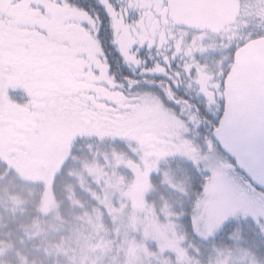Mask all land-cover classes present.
<instances>
[{"label": "snow or ice", "instance_id": "6c2138e0", "mask_svg": "<svg viewBox=\"0 0 264 264\" xmlns=\"http://www.w3.org/2000/svg\"><path fill=\"white\" fill-rule=\"evenodd\" d=\"M169 8L170 0H0V141L41 145L85 121L115 126L158 108L173 125L144 131L164 150L160 160L179 156L189 166L182 171L196 197L179 217L189 238L207 245L196 228L208 213L244 204L252 227L238 243L264 257V65L233 81L238 45L204 47L206 29L174 22ZM111 140L137 158L135 141ZM208 156L219 165L204 167ZM231 222L209 239H227Z\"/></svg>", "mask_w": 264, "mask_h": 264}, {"label": "rangeland", "instance_id": "374dc122", "mask_svg": "<svg viewBox=\"0 0 264 264\" xmlns=\"http://www.w3.org/2000/svg\"><path fill=\"white\" fill-rule=\"evenodd\" d=\"M232 30L218 36L207 35L208 43L212 44L209 47H217V40L224 42ZM198 43L196 40L195 49L201 46ZM201 79L206 81L207 75L202 74ZM151 109L156 116H162L167 126L173 125L171 118L158 108ZM135 125L133 122L128 127ZM92 127L95 130L87 135L89 127L86 125L72 126L41 145L21 139L28 143L27 150L18 146L17 140H8L5 144L0 141V162L5 164L6 170L10 169L18 181L26 180L40 189L38 194L36 188L33 192L27 191L26 199L20 193L13 195L11 192H16L15 189L0 188V221L6 217L12 222L15 218L20 224L25 212L30 214L25 206L37 199V216L20 227V238L28 243L35 242L30 250L45 255L47 258H43V262L264 264L238 243L241 240L239 231L230 236L233 243L226 247L209 243L212 240L209 237L226 220H251V207L235 204L221 211H210L204 223L196 228L198 235L208 243L196 241L194 244L179 219L183 209L192 203L191 187L181 170L172 169L177 163H184L183 158L170 156L160 160L155 153L157 149L164 152L162 148L139 139L137 131L131 132L125 126L120 128L95 121ZM86 135L89 139L96 138V144L78 146L75 137ZM113 136L135 141L132 151L137 153V158L133 159L119 144H113ZM119 148L121 153L118 154ZM26 152L28 159L24 156ZM219 162V157L208 156L203 166L214 167ZM153 171H158L159 175L150 176ZM6 176L4 171L0 180ZM185 191L187 197L183 195ZM195 202L198 207L199 202ZM8 225L6 223L2 229ZM13 235L8 232L4 236L8 237V242L0 239V264H40L31 262L24 254L21 241L9 242ZM197 245L204 249L199 255Z\"/></svg>", "mask_w": 264, "mask_h": 264}, {"label": "water", "instance_id": "95a60500", "mask_svg": "<svg viewBox=\"0 0 264 264\" xmlns=\"http://www.w3.org/2000/svg\"><path fill=\"white\" fill-rule=\"evenodd\" d=\"M239 13V0H197L195 4H188L186 0H170L169 15L174 22L194 23L214 36L232 26L239 18ZM262 65L264 36L248 41L233 53L229 77L233 81L249 80Z\"/></svg>", "mask_w": 264, "mask_h": 264}, {"label": "trees", "instance_id": "16d2710c", "mask_svg": "<svg viewBox=\"0 0 264 264\" xmlns=\"http://www.w3.org/2000/svg\"><path fill=\"white\" fill-rule=\"evenodd\" d=\"M120 119H121V122L116 124L115 126L122 128L123 127V120H122L123 118L121 117ZM98 121L102 122V124H103L104 123V118H101ZM107 124L112 125L111 123H107ZM84 125L89 127V128H87L88 132L87 133H86V131L84 132L87 135L90 134L91 131L95 130V127H92V122L85 121ZM87 135L82 137V139H80V140H76L75 143L77 142L78 146H82V147H83V145L85 143L92 144V146H93V144H96V138L92 137V138L89 139V138H86ZM20 140H17L19 142V144L17 143L18 146H20L21 148L27 150L29 148L28 143H24V142H22ZM7 141L8 140L5 139V140H3L1 142H4V144H5V143H7ZM45 143H47V141H45ZM111 147H114V146L111 145ZM117 151H118L117 152L118 154L121 153V149L120 148L117 149ZM45 153H46V151H44V154ZM28 155H29L28 152H26L25 155H24L26 157V159H28ZM188 167H189L188 165H184V164H181L179 162V164L177 163V165L173 166L172 169L176 170V171H178V170L182 171L183 169L188 168ZM4 171L7 173V176L3 180L2 179L0 180V188L4 187L6 189V187H7V188L11 189L12 191L15 189L17 193L16 192H11L10 190L8 191V189H7V191L11 192L13 195H16V194L20 193V195H23L26 199H27V197H26V192L27 191H32L33 192V189L36 188V193L37 194L40 193V189L37 186L31 185V184L27 183L26 180H23V179H20V181L15 179L14 178V173H12V171L10 169H9V171H7L5 164L0 162V176L4 173ZM182 173H183V171H182ZM58 183H59V179L57 178L56 179V184H58ZM37 190H38V192H37ZM190 197H191V202H194L195 197H196V193H195V191L192 190V188H191ZM37 201L38 200L36 199L29 206H25V207H27V209H29V213L30 214H26V212H25L24 221L21 222L20 224H18V222L15 220V218H13V220H11L12 222H8L6 217L1 219V221H0V239H2L5 242H8V237H4V236H6V234L9 232L11 234H14L13 237L9 238V242H13V243L14 242H18L19 243L21 241V238H20V227L23 226V225H27L28 222L32 221L33 217L37 216L35 214V211H36V209L38 207L37 204H36ZM6 223H9V225L2 229V226L6 225ZM181 224H182V226L184 228V232L189 236V233H190L191 229L188 227V221L187 220H181ZM250 227H252V221L250 219L239 221V222H231L230 224L227 225V228L229 229V231L226 232L227 239H225V234H222L220 237H218V238H216L214 240L212 239L209 243L211 245H214V246H224V247H226V246H228V244H230L228 242V240H230V236L232 234L234 235L236 231H239V235L238 236L241 239L240 241H242V240H244V235H242V230L246 234L247 230ZM21 242H22L23 246L21 244H19V245L22 246V251L24 252V254H27L28 255L27 257L31 258V262L35 261V262L42 263V264H48L47 262H43L44 261L43 258H47L45 255H43L41 252H32L30 250L31 247L35 246V244H34L35 242H33V243H28L26 241H21ZM232 243H233V241L231 242V244ZM246 248L252 254H254L255 256H258L257 254H255L256 252L253 251L251 247H247L246 246ZM17 250H18V246H17ZM258 259L261 262H264L263 261L264 257L258 256Z\"/></svg>", "mask_w": 264, "mask_h": 264}, {"label": "flooded vegetation", "instance_id": "af4514ba", "mask_svg": "<svg viewBox=\"0 0 264 264\" xmlns=\"http://www.w3.org/2000/svg\"><path fill=\"white\" fill-rule=\"evenodd\" d=\"M239 1H240L239 18L232 26L226 28L221 33L223 34L228 30H230L231 28H233V30L230 31L228 35H226L227 37L225 41L222 42V45L220 46L223 48H227L229 44L238 45V47H235L233 49V53L239 47H241V45H244L245 43L247 44L248 41L264 36V0H239ZM206 35L214 36L209 33H206ZM161 39H163L162 33H161ZM195 39L197 40V42H199L200 37H195ZM177 44H179V41H177ZM211 45H212L211 43H206L204 47H209ZM200 48L201 46L198 49ZM152 113L153 112L151 108L144 107V108H139V110L135 114H131V115L125 114V116H122L123 127L125 126L126 127L125 129L131 132L137 131L138 132L137 135L139 136V139H142L145 142H150L155 137L150 132L144 131V129L150 128L155 124L167 126L166 121L160 118L161 115L158 117L156 116L157 114L154 113L152 114ZM133 122H136V125L134 127L130 126L129 128L128 127L129 124H132ZM162 154L163 151L157 149L155 155L161 157ZM181 164L186 165L185 163H181ZM258 207L259 205H257V208Z\"/></svg>", "mask_w": 264, "mask_h": 264}]
</instances>
